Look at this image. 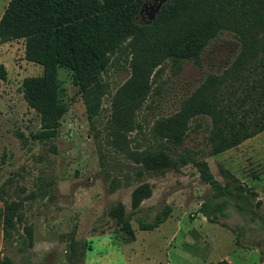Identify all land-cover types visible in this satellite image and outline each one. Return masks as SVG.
<instances>
[{
	"label": "rangeland",
	"instance_id": "obj_1",
	"mask_svg": "<svg viewBox=\"0 0 264 264\" xmlns=\"http://www.w3.org/2000/svg\"><path fill=\"white\" fill-rule=\"evenodd\" d=\"M9 1L0 0V19ZM160 1H142L139 26L149 22ZM128 40L110 56L103 75L108 90L93 124L71 71L58 68V96L66 112L57 136L49 141L34 138L40 115L23 94V80L40 76L42 67L25 59L23 40L0 45V64L6 71V79L0 80V261L87 264L116 255L117 264H214L228 259L232 264H261L264 131L211 155L206 125L193 120L183 143L170 152L177 169L138 175V167L112 146L108 136L111 98L130 77ZM237 51V39L223 31L201 49L200 66L192 60H167L155 69L150 93L135 114V128L126 134L127 149L154 145L155 122L179 111L182 101L209 75H221ZM222 95L220 100L227 97ZM200 162L206 163L215 181L223 184L222 167L256 194L261 206L252 220L245 221L232 206L226 218L216 214L213 222L206 220L199 210L212 190L199 176ZM139 186L151 194L134 205L132 193ZM165 206L170 215L162 224L151 231L139 229L136 217L150 221ZM5 213L11 215L12 226L4 222ZM123 214L132 218L135 238L129 243L121 229ZM232 229H240V242L247 247L236 243Z\"/></svg>",
	"mask_w": 264,
	"mask_h": 264
},
{
	"label": "trees",
	"instance_id": "obj_2",
	"mask_svg": "<svg viewBox=\"0 0 264 264\" xmlns=\"http://www.w3.org/2000/svg\"><path fill=\"white\" fill-rule=\"evenodd\" d=\"M143 0H10L0 19V45L23 40L24 57L42 67V74L23 80L27 105L40 115V130L34 138L49 141L58 134L66 107L59 99L57 70L72 73L90 124L101 110L108 87L103 81L110 56L128 39L130 77L111 98L108 136L112 146L126 153L143 171L164 173L177 169L171 150L183 143L189 125L196 120L206 125L211 155L223 153L264 131V0H168L154 19L139 26ZM238 41L234 59L221 75H209L182 101L179 111L156 121L151 138L154 145L129 151L126 134L135 128V114L151 90V76L165 61L192 60L200 66L201 49L220 32ZM6 79L0 64V80ZM220 100V95L223 97ZM248 104L247 108H244ZM237 110L242 113L237 114ZM183 160L179 162V165ZM203 182L212 190L200 207L206 220L216 214L228 216L232 206L245 221L252 220L261 203L249 188L228 170L219 167L223 184L215 181L204 162L196 163ZM151 191L137 187L132 202L138 205ZM220 198L218 202H213ZM170 215L165 206L150 221L136 217L140 230L151 231ZM132 218L122 215L121 229L127 242L134 240ZM264 225V218H260ZM4 222L12 226L11 215ZM222 226H226L222 224ZM236 243L241 231L232 229ZM0 264H12L4 258ZM214 264H229L221 260ZM264 264V259L261 260Z\"/></svg>",
	"mask_w": 264,
	"mask_h": 264
},
{
	"label": "crops",
	"instance_id": "obj_3",
	"mask_svg": "<svg viewBox=\"0 0 264 264\" xmlns=\"http://www.w3.org/2000/svg\"><path fill=\"white\" fill-rule=\"evenodd\" d=\"M113 257H115V258H113ZM115 260H117L116 255H109L108 257L101 256V257H99V259H94V258L90 259L89 261H87V264H117L118 262ZM228 262H229V264H232V262H230L229 259H228ZM166 264H169L168 261L166 262Z\"/></svg>",
	"mask_w": 264,
	"mask_h": 264
},
{
	"label": "water",
	"instance_id": "obj_4",
	"mask_svg": "<svg viewBox=\"0 0 264 264\" xmlns=\"http://www.w3.org/2000/svg\"><path fill=\"white\" fill-rule=\"evenodd\" d=\"M168 0H161L160 3L158 4V6L155 8V10L153 11L152 15L150 16L149 21H152L156 15V13L159 11L160 7L162 6L163 3H165Z\"/></svg>",
	"mask_w": 264,
	"mask_h": 264
}]
</instances>
